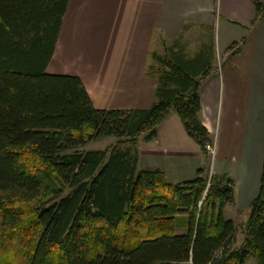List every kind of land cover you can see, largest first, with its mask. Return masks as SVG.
I'll return each mask as SVG.
<instances>
[{
	"label": "trees",
	"instance_id": "obj_1",
	"mask_svg": "<svg viewBox=\"0 0 264 264\" xmlns=\"http://www.w3.org/2000/svg\"><path fill=\"white\" fill-rule=\"evenodd\" d=\"M67 2L0 0V264H264V156L240 225L224 216L227 174L204 167L173 184L137 166L138 138H156L171 113L206 160L199 90L213 45L190 58L180 39L162 41L147 68L152 105L96 109L79 77L46 72ZM254 9L250 26L264 18V4ZM108 137L116 144L85 149Z\"/></svg>",
	"mask_w": 264,
	"mask_h": 264
},
{
	"label": "crops",
	"instance_id": "obj_2",
	"mask_svg": "<svg viewBox=\"0 0 264 264\" xmlns=\"http://www.w3.org/2000/svg\"><path fill=\"white\" fill-rule=\"evenodd\" d=\"M254 2L264 4V0H68L46 72L79 77L96 109H148L156 78L147 74V68L155 65L151 54L162 49V41L183 42L196 28L204 32L214 30L216 23L224 29L230 24L238 33L230 39L239 50L202 82L200 120L213 139L214 153L219 147L214 135L223 133L229 159L240 166L251 202L264 156V18L250 26ZM137 150L139 169H158L173 184L195 177L204 160L175 113L160 123L153 140L140 136ZM223 173L234 181L229 169Z\"/></svg>",
	"mask_w": 264,
	"mask_h": 264
},
{
	"label": "rangeland",
	"instance_id": "obj_3",
	"mask_svg": "<svg viewBox=\"0 0 264 264\" xmlns=\"http://www.w3.org/2000/svg\"><path fill=\"white\" fill-rule=\"evenodd\" d=\"M230 25V24H227ZM225 25V29L222 27V24L216 23L215 29L211 30H203L200 31L197 28L192 31L191 33L188 32V34L185 36V41L183 43L187 44L190 43L195 45L194 48L185 49L187 54L195 53L198 49L201 43L207 44V46L213 45L214 47V61L213 65L214 67L220 66L221 64L224 65V61L229 57L231 53H233L236 50V46L232 48L231 50L225 51L224 48H227L233 41V37H237L238 33L233 31L229 28V26ZM238 30V29H237ZM240 32H242L240 30ZM187 42V43H186ZM188 46V45H187ZM226 46V47H225ZM242 45H240L241 47ZM161 48H156V52L161 53ZM225 66V65H224ZM223 66V67H224ZM117 139L113 137L108 138H102L98 139L96 141H93L89 143L85 149H104L108 146H111L113 144H116ZM214 142L219 143L218 144V150L217 153H214L213 147L211 149H208L209 154L206 157V160H202L201 168H208V176L221 174L226 170H230L231 174L234 178V197H235V205H226L224 208V216L225 218H228L232 220L236 225L243 224L247 218L248 212H249V204L250 200L247 197V190H246V183L243 181V177L241 175V168L238 164L233 163L230 161L229 157V150H228V143L225 139L223 133H220V135L217 133L214 135ZM216 166V168L214 167ZM257 169L259 167L258 163L256 165ZM257 171V170H256ZM194 178L193 175L185 179V181H190ZM242 239V235L240 232L237 234V244L240 243ZM247 264H253V261H249Z\"/></svg>",
	"mask_w": 264,
	"mask_h": 264
},
{
	"label": "built area",
	"instance_id": "obj_4",
	"mask_svg": "<svg viewBox=\"0 0 264 264\" xmlns=\"http://www.w3.org/2000/svg\"><path fill=\"white\" fill-rule=\"evenodd\" d=\"M208 149H211V148H208Z\"/></svg>",
	"mask_w": 264,
	"mask_h": 264
}]
</instances>
